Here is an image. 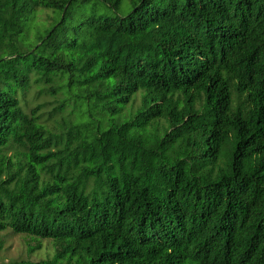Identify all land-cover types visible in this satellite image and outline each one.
<instances>
[{
  "label": "trees",
  "instance_id": "1",
  "mask_svg": "<svg viewBox=\"0 0 264 264\" xmlns=\"http://www.w3.org/2000/svg\"><path fill=\"white\" fill-rule=\"evenodd\" d=\"M0 264H264V0H0Z\"/></svg>",
  "mask_w": 264,
  "mask_h": 264
},
{
  "label": "rangeland",
  "instance_id": "2",
  "mask_svg": "<svg viewBox=\"0 0 264 264\" xmlns=\"http://www.w3.org/2000/svg\"><path fill=\"white\" fill-rule=\"evenodd\" d=\"M38 240L26 235L5 231L0 233V263L15 259L30 258L33 260L52 254L53 246L50 242L42 240V247L36 248Z\"/></svg>",
  "mask_w": 264,
  "mask_h": 264
}]
</instances>
